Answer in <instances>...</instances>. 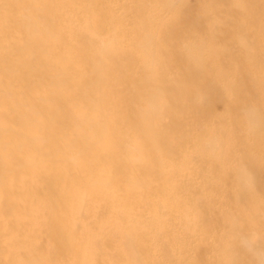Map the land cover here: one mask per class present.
<instances>
[{"label": "bare ground", "instance_id": "6f19581e", "mask_svg": "<svg viewBox=\"0 0 264 264\" xmlns=\"http://www.w3.org/2000/svg\"><path fill=\"white\" fill-rule=\"evenodd\" d=\"M7 170L69 173L70 264H264V0H0Z\"/></svg>", "mask_w": 264, "mask_h": 264}, {"label": "rangeland", "instance_id": "374dc122", "mask_svg": "<svg viewBox=\"0 0 264 264\" xmlns=\"http://www.w3.org/2000/svg\"><path fill=\"white\" fill-rule=\"evenodd\" d=\"M70 186L67 171L0 174V264H70Z\"/></svg>", "mask_w": 264, "mask_h": 264}]
</instances>
